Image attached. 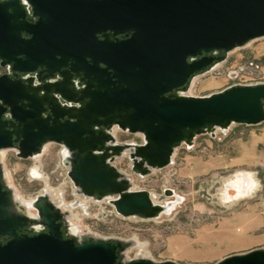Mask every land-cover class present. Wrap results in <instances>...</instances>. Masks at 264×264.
<instances>
[{"label": "water", "instance_id": "obj_1", "mask_svg": "<svg viewBox=\"0 0 264 264\" xmlns=\"http://www.w3.org/2000/svg\"><path fill=\"white\" fill-rule=\"evenodd\" d=\"M263 36L264 0H0V66L7 67L0 74V149L29 158L58 143L69 152L77 193L110 195L123 216L158 218L162 205L131 188L111 159L126 149L132 170L145 174L199 133L264 121V83L202 96L178 92L226 52ZM38 69L62 79L17 77ZM69 71L82 73L85 86L75 88ZM113 125L141 133L142 142H114ZM2 174L0 163V237L7 236L0 264H181L123 261L126 242L64 236V214L47 194L33 200L38 217L31 218L15 209ZM36 222L43 227L29 233ZM214 264H264V248Z\"/></svg>", "mask_w": 264, "mask_h": 264}, {"label": "rangeland", "instance_id": "obj_2", "mask_svg": "<svg viewBox=\"0 0 264 264\" xmlns=\"http://www.w3.org/2000/svg\"><path fill=\"white\" fill-rule=\"evenodd\" d=\"M5 70L7 67L0 66V74ZM237 83H264V36L231 49L215 68L196 74L189 93L208 95ZM115 134L119 143L143 140L141 133L118 127ZM61 147L49 142L37 159L22 158L14 149H5L3 160L9 178L25 199H35L46 187L61 192L65 202L86 198L87 206L65 213L64 236L70 234V218L79 226L77 240L90 237L126 242L123 261L143 257L181 264H214L228 255L264 248V121L231 123L225 129L199 133L191 144L175 147L172 162L145 174L132 170L128 152L114 155L110 162L129 178L133 189L147 190L157 202L174 199L173 194H166L167 189L182 198L158 218L123 216L108 199L75 194L68 166L60 158ZM34 164L42 174L39 178L29 174ZM240 170L254 174L259 186L251 196L225 203L220 198L223 181Z\"/></svg>", "mask_w": 264, "mask_h": 264}, {"label": "bare ground", "instance_id": "obj_3", "mask_svg": "<svg viewBox=\"0 0 264 264\" xmlns=\"http://www.w3.org/2000/svg\"><path fill=\"white\" fill-rule=\"evenodd\" d=\"M216 63L215 65H213L212 68H215L217 66ZM195 80V75L190 79L189 85H188V90H182V91H178L181 94H185V95H191L189 93V88L191 87V85L193 84ZM219 127H214L212 128L214 130L218 129ZM117 130V126L113 125L109 131L111 132V134L114 136V142H118L117 138H116V134L115 131ZM119 143V142H118ZM49 145L48 143H45L41 150L38 153H35L31 156L32 159H37L39 157H41V155L47 150V147ZM123 152H128L126 149L123 150ZM122 152V153H123ZM60 158L63 160V163L65 165L68 166V159H69V152L68 150L62 146L60 149ZM4 154H5V149H0V163L2 165V171H3V180L4 183L10 188L11 190V194H12V200H13V205L15 207V209L18 212H21L31 218H37V213L33 207V200L34 199H22V197L19 195V193L17 192L15 185L13 184L12 180L9 178V173L5 167V163H4ZM171 162L173 161V156L171 157ZM38 166V165H37ZM36 164H34L32 167L29 168V174L31 176H34L36 178H39L41 175V172L38 171ZM225 184L222 185L220 191V198L222 199V201L226 202H235L238 198L243 197V196H247L252 194L257 187L259 186L258 180L256 179V177L254 176V174H252L249 171L246 170H240V171H236L234 174L229 175L228 177H226L223 181ZM132 188V187H131ZM260 188V187H259ZM49 190H51L50 188L46 187L44 189V191L42 193H46L49 200L54 204L55 207H57L64 215L65 213L69 212L72 208L78 207V206H87L85 203V197H83L84 200H76V201H72V202H65L62 198V194L61 192H58L60 198L62 199H55L53 197V195H49ZM259 190V189H258ZM74 193L76 194V189H74ZM173 193V197L174 199H168V200H164L162 202H157L155 200V196H153L152 193L150 194V197L152 199V201L154 203H158L161 204L163 207V213H169L175 206L176 204L182 199L179 195H177L174 191H172ZM78 194V193H77ZM226 195L227 198H223L221 197L222 195ZM251 196V195H250ZM91 198H94L93 196H90ZM104 199H110L111 196L107 195L103 197ZM102 198V199H103ZM97 199V198H95ZM230 205V204H229ZM65 217V216H64ZM41 226L40 224H38V222L32 224L31 228L33 229H40ZM68 227H69V231L72 235H78V224L76 222H74L73 220H71L70 218H68ZM139 247H141V245H139Z\"/></svg>", "mask_w": 264, "mask_h": 264}, {"label": "flooded vegetation", "instance_id": "obj_4", "mask_svg": "<svg viewBox=\"0 0 264 264\" xmlns=\"http://www.w3.org/2000/svg\"><path fill=\"white\" fill-rule=\"evenodd\" d=\"M7 70H5L4 72L2 73H5ZM1 73V74H2ZM38 73V74H37ZM42 76V77H45L44 79H46L48 82H55V81H60L62 79V73H59V72H54L53 74L49 75L47 73H45L44 71H41L40 69H38L36 72H31V73H18V76L19 78L21 79H26V78H35L34 81L35 83H37V79H36V76ZM67 77L70 78V80L72 81L73 83V86L77 89H80L82 87L85 86L84 84V77L82 75V73H77V72H74V71H69L68 74H67ZM61 104H69V105H72L70 102H66L62 99L59 100ZM38 170V168H36ZM39 171V170H38ZM42 175V174H41ZM59 191H54V190H49V195H57L55 197V199H62L60 198L59 194H58ZM20 195V194H19ZM22 197V196H21ZM221 197L223 198H227L226 195H222ZM22 199H25L22 197ZM64 200V199H63ZM70 213V211H69ZM79 216L78 215H74V218H78ZM75 222V221H74ZM25 230L24 229H21L19 231V233H24ZM7 236H2L0 237V241L1 242H4L6 240Z\"/></svg>", "mask_w": 264, "mask_h": 264}, {"label": "built area", "instance_id": "obj_5", "mask_svg": "<svg viewBox=\"0 0 264 264\" xmlns=\"http://www.w3.org/2000/svg\"><path fill=\"white\" fill-rule=\"evenodd\" d=\"M237 84H244V83H237ZM247 84H251V83H247Z\"/></svg>", "mask_w": 264, "mask_h": 264}]
</instances>
